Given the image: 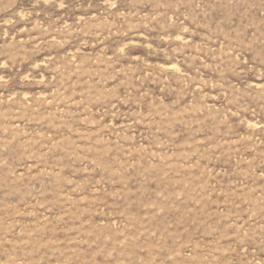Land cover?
Masks as SVG:
<instances>
[{
    "label": "rangeland",
    "instance_id": "374dc122",
    "mask_svg": "<svg viewBox=\"0 0 264 264\" xmlns=\"http://www.w3.org/2000/svg\"><path fill=\"white\" fill-rule=\"evenodd\" d=\"M0 264H264V0H0Z\"/></svg>",
    "mask_w": 264,
    "mask_h": 264
}]
</instances>
